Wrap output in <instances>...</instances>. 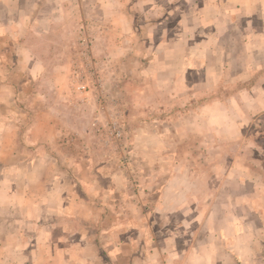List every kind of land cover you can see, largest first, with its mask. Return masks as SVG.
<instances>
[{
  "label": "rangeland",
  "instance_id": "1",
  "mask_svg": "<svg viewBox=\"0 0 264 264\" xmlns=\"http://www.w3.org/2000/svg\"><path fill=\"white\" fill-rule=\"evenodd\" d=\"M18 5L27 13L15 5L5 12L0 51L8 52L2 73L22 86L11 114L32 112L22 134L34 109L46 112L58 124L54 151L63 161L67 150L84 155L76 175L100 182L101 197L145 202L137 221L159 264H264V0ZM23 142L28 148L11 146L34 157ZM10 186L11 204L0 193V264H46L54 256L46 245L13 250L14 232L33 234L41 224L24 219L35 204L24 182ZM161 195L175 199L152 216ZM95 253L88 261L99 264Z\"/></svg>",
  "mask_w": 264,
  "mask_h": 264
},
{
  "label": "crops",
  "instance_id": "2",
  "mask_svg": "<svg viewBox=\"0 0 264 264\" xmlns=\"http://www.w3.org/2000/svg\"><path fill=\"white\" fill-rule=\"evenodd\" d=\"M19 1L0 0V12H2V14L0 13V25L8 24L6 20L9 21V19L5 12H9L12 5L16 6L12 10L21 11L23 14L27 13L25 6L18 5ZM29 9L38 10V6H30ZM7 58L8 52L0 51V193H3L1 199L4 204H11V196L14 195V191L10 185L12 182H17V179L24 182V193L27 194L25 200L32 196L35 202L32 208L28 206V211L30 214L33 212V217L24 216V219L30 221L31 224L33 221L41 224V227H38L33 234L26 233L24 229V232L22 229L14 232L19 240L16 244L19 243L13 250L23 253V245L24 250H30L31 246L28 245V242L33 241V250L36 243L37 248L46 245L48 246L46 250L54 255L46 259V264H92L88 261V259L91 260L89 252L92 249L96 251L94 258L98 260L99 264H105L107 259L121 261L123 257H127L132 264H137L139 259H145L142 264H159V258L155 259L151 254V252H155L153 242L148 241L147 232L144 235V232L140 230L143 229V219L140 223L137 221L139 208L144 210L145 202L136 198H133L134 201L127 200L121 195L116 198H114L115 195L101 197L99 194L101 186L97 188L95 185L100 182H93V177L90 174L86 177L76 175L75 168L85 165L84 155H82V159H77L73 156L75 152L70 154V151L67 150V159L63 161L59 156L61 152L54 151L53 144L60 139L58 124L56 125L55 122L54 126L55 119L48 116L46 112L34 109L33 126L28 133L22 134L20 126L27 122V116L32 117V112L24 110L25 113L21 116L24 118H18L11 114L10 108L15 106L17 91L22 86L19 83H12L2 73L6 68L3 61ZM20 94L19 92V96ZM15 110L17 111L16 108ZM23 136L24 140H29V155L35 153L34 157H28L26 153L28 149L19 152L11 146L20 143L21 147L28 148L25 142L23 145L21 143ZM7 139L13 141L7 142ZM6 143L10 144L5 145ZM46 143H50V147H46ZM79 160H83V162ZM63 171L65 172V182L62 178ZM68 171H70V175L67 174ZM61 180L65 187L60 190ZM112 183L111 185L114 186L115 182ZM168 199L173 200L175 197L159 196L157 201L152 202L153 212L148 210L146 214L151 213L153 216L157 211L165 212L164 205L167 204ZM127 201L131 203L128 204L129 206L123 203ZM24 203L27 204V202ZM124 207L130 208L129 217L124 215ZM155 207L157 211H155ZM26 209L27 207H25ZM92 226L97 229L94 233L91 230ZM25 233L27 234L26 239L24 238ZM5 234L7 237L8 234ZM9 235L12 234L9 233ZM140 247L143 256L138 253ZM5 250L11 251L12 249L6 246ZM103 251L106 254L102 255ZM60 252L67 255L56 258ZM76 252L81 253L76 255ZM160 261L163 262L164 259L161 258Z\"/></svg>",
  "mask_w": 264,
  "mask_h": 264
},
{
  "label": "built area",
  "instance_id": "3",
  "mask_svg": "<svg viewBox=\"0 0 264 264\" xmlns=\"http://www.w3.org/2000/svg\"><path fill=\"white\" fill-rule=\"evenodd\" d=\"M81 88V86H78L77 89L79 90ZM83 88V87H82Z\"/></svg>",
  "mask_w": 264,
  "mask_h": 264
}]
</instances>
